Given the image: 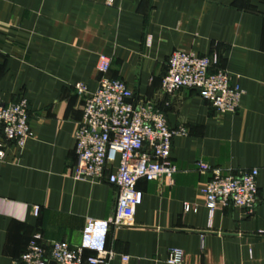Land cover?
<instances>
[{"label":"crops","instance_id":"obj_1","mask_svg":"<svg viewBox=\"0 0 264 264\" xmlns=\"http://www.w3.org/2000/svg\"><path fill=\"white\" fill-rule=\"evenodd\" d=\"M174 50L215 54L212 68L243 90L236 110L216 111L196 89L161 91ZM100 55L108 78L185 131L170 139L171 182L137 180L129 226L108 221L112 185L73 177L82 114L73 86L96 88ZM20 97L31 137L0 162V264H18L35 233L80 245L84 257L110 249L108 264H171L172 247L180 264H264V0H0V102ZM198 161L231 174L256 168L252 213L217 207L208 220L201 189L210 174Z\"/></svg>","mask_w":264,"mask_h":264},{"label":"built area","instance_id":"obj_2","mask_svg":"<svg viewBox=\"0 0 264 264\" xmlns=\"http://www.w3.org/2000/svg\"><path fill=\"white\" fill-rule=\"evenodd\" d=\"M148 39H146V44ZM216 56H200L193 52L171 51L166 58V70L160 79V90L171 94L180 88L198 89L199 96L218 112L236 110L243 90L237 81L216 64ZM108 58L100 55L96 69L101 73L96 88L88 92L84 83L76 82L74 91L81 97L82 114L73 131L76 180L105 181L116 190L112 226L132 224L135 207L141 202L139 179H164L171 182L175 165L169 158L170 139L184 134L183 128L169 127L164 113L153 104L132 98L124 81L108 78ZM127 99H129L127 101ZM27 101L24 97L12 102H0V162L7 159L10 147L19 154L31 137ZM200 173L209 172L202 193V204L210 220L217 207L237 208L252 213L256 203V168L238 169L235 174L210 168L196 162ZM184 211H196L183 204ZM37 206L32 212L36 215ZM168 262L180 264L182 251L168 250ZM114 253L110 249L96 250L83 256L82 246L65 240H43L32 234L18 264H108ZM120 259L125 261L126 256Z\"/></svg>","mask_w":264,"mask_h":264},{"label":"water","instance_id":"obj_3","mask_svg":"<svg viewBox=\"0 0 264 264\" xmlns=\"http://www.w3.org/2000/svg\"><path fill=\"white\" fill-rule=\"evenodd\" d=\"M197 91H198V89H196ZM129 99H127V101H128Z\"/></svg>","mask_w":264,"mask_h":264}]
</instances>
